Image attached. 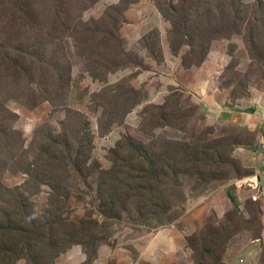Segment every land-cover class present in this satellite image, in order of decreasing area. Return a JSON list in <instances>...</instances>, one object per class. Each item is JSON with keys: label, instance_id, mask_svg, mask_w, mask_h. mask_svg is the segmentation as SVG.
Here are the masks:
<instances>
[{"label": "rangeland", "instance_id": "obj_1", "mask_svg": "<svg viewBox=\"0 0 264 264\" xmlns=\"http://www.w3.org/2000/svg\"><path fill=\"white\" fill-rule=\"evenodd\" d=\"M14 1L25 5L22 11L0 4V62L5 51L33 59L30 65L40 76L16 83L0 71L5 123L0 131V215L16 209L24 196L31 206L27 213L45 215L48 198L61 181L70 195L66 216L92 218L100 227L62 246L53 264H196L203 244L191 248L188 240L195 236L213 241L208 247L215 264H264V200L252 180L259 174L262 144L255 132L235 126L241 114L228 123L213 113L209 117L205 104L190 94L192 87L204 86L213 105L236 112L249 104L252 91L262 90L264 0L235 1L241 4V21L234 28L239 33L214 39L208 27L231 22L228 13L216 14L196 24L200 35L183 41L173 37L170 18L158 9L162 5L170 14L168 5L178 0ZM24 40L33 55L18 50ZM206 131L234 148L235 159L250 176L234 174L195 188L194 178L183 175L180 186L165 184L173 205L167 214L139 216L131 203L121 219L102 216L97 182L100 172L110 168L118 141L126 136L145 143L191 141ZM51 137L61 140L55 153L47 152ZM84 143H91L90 159L86 167L79 164V173L70 163L78 155L86 158L79 154ZM254 195L260 202L252 200ZM37 224L18 225L30 230ZM97 233L102 240L93 247Z\"/></svg>", "mask_w": 264, "mask_h": 264}, {"label": "trees", "instance_id": "obj_2", "mask_svg": "<svg viewBox=\"0 0 264 264\" xmlns=\"http://www.w3.org/2000/svg\"><path fill=\"white\" fill-rule=\"evenodd\" d=\"M227 1L231 3L230 7L225 3ZM235 1L237 0H178L177 4L170 2L168 5L172 12L170 14L164 12L162 5H158V9L164 18H170L173 27L171 33L174 34L173 37L182 39L181 41L185 38L195 39L196 35H200V26L196 24L203 17L207 16L210 22L212 17L216 18V14L228 13L231 22L208 27L211 36L219 39L240 32L234 28H238L237 21H241V4H236ZM0 4L15 6L18 11L25 7L21 4L16 5L14 0H0ZM225 8L228 10L225 11ZM202 46L200 43V47ZM7 47L10 48L9 43ZM31 48L24 40L21 49L18 50L24 55H33ZM202 58L204 60L205 56ZM31 63L33 59L11 57L10 52L5 51L3 62H0V71L16 83L24 80L31 83L40 76V72L32 67ZM46 64L51 69L47 62ZM4 127L5 123L0 118V131ZM211 137L215 136L209 131L199 133L191 141L160 138L145 143L131 136L123 137L110 153V168L102 170L99 174L96 189L102 216L121 219L122 214L128 212L131 203H134L139 216L167 214L173 205L165 191V184L171 182L175 186H180L179 177L183 175L194 178L195 188L232 179L234 174L238 179L250 176L241 169L235 159L234 148L223 139ZM58 141H61L58 137H51L47 152L55 153ZM90 149L91 143L82 144V152L79 154L83 156L85 153L86 158L81 159L78 155L75 161L70 163V167L80 173L78 166L82 164L81 167H86L90 159ZM60 184L56 183L55 192L52 191L48 198L45 215L34 217L27 213L31 206L25 196L21 203H16V209L11 208L1 213L0 264H18L20 260H25V264H53L63 252L62 246H69L79 240L84 232L92 233L95 228L98 230L100 224L95 219L77 221L66 216L68 209L65 200L70 195L63 182L60 181ZM230 200L232 203L235 201L232 193ZM252 200L260 202L256 195ZM42 217L45 219L40 221ZM28 220L31 223L38 221L37 227L33 226L29 230L18 225ZM54 223L56 225H53ZM214 231L216 230L210 232L211 236L216 233ZM92 240L93 247H96L102 239L97 233V236H92ZM188 242L193 249L197 243L203 244L199 253L200 259H196V264H215L210 260L214 250L208 247L212 245V240L195 236ZM219 245L222 243L217 246Z\"/></svg>", "mask_w": 264, "mask_h": 264}, {"label": "crops", "instance_id": "obj_3", "mask_svg": "<svg viewBox=\"0 0 264 264\" xmlns=\"http://www.w3.org/2000/svg\"><path fill=\"white\" fill-rule=\"evenodd\" d=\"M208 92L209 91L207 92L205 91L204 86H202L201 88L200 86H198L197 90L194 87H192V91H190V94L196 96L200 102H203L205 104L204 107L207 111H209V117H212L211 115L213 113V117L217 119H222L228 123L230 120H234L237 117V115L241 114L242 120L239 121V124H235V126L237 125L238 127L247 128L255 132L256 137L261 142L262 147L264 149V86L262 87V90H255L254 93L253 91L251 92V99L247 100L249 104L246 105L245 108L239 111L233 110L239 113L232 111H225L224 107L221 104L219 106L213 105L214 98L210 94H207ZM205 94L207 95L204 98ZM253 103L255 104L254 107H252ZM260 155H261L260 157L261 163L259 164V172H258L259 174L256 176L255 179L252 180H254V184L256 185L257 188L261 187L262 195L259 196L260 198L263 197L264 200V155L262 153ZM245 182H251V181L245 180ZM261 210L263 217L264 205L262 206ZM262 224H264V218Z\"/></svg>", "mask_w": 264, "mask_h": 264}, {"label": "built area", "instance_id": "obj_4", "mask_svg": "<svg viewBox=\"0 0 264 264\" xmlns=\"http://www.w3.org/2000/svg\"><path fill=\"white\" fill-rule=\"evenodd\" d=\"M257 198H258V197H257ZM240 262H241V263H244V260L241 259Z\"/></svg>", "mask_w": 264, "mask_h": 264}]
</instances>
